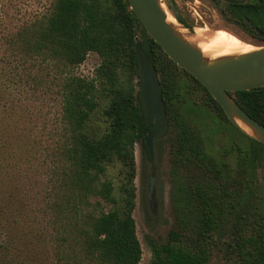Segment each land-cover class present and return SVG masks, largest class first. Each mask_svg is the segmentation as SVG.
I'll list each match as a JSON object with an SVG mask.
<instances>
[{
	"label": "trees",
	"instance_id": "16d2710c",
	"mask_svg": "<svg viewBox=\"0 0 264 264\" xmlns=\"http://www.w3.org/2000/svg\"><path fill=\"white\" fill-rule=\"evenodd\" d=\"M239 1L214 0L224 17L254 33L264 45V0ZM17 36L27 54L63 67L59 87L64 134L56 152L59 167L49 205L58 228L48 242L50 254L39 249V238L30 245L22 230L19 236L12 231L9 214L17 209L11 205V193L5 192L7 200L0 205V264L141 262L133 216L135 148L140 144L149 159V130L140 101L136 44L159 75L172 129L176 222L166 243L151 242V264H210L220 244L228 264H264V204L252 186L253 173L264 162V146L246 136L249 147L233 146L221 153L224 158L235 150L234 174L225 159L207 152L201 131L182 116L188 82L201 91V106L228 118L206 88L147 34L128 0H52L49 11ZM90 54L100 61L93 77L74 75L72 70ZM230 95L264 125V87ZM117 166L119 185L109 177ZM23 209L20 202L19 210ZM230 224L231 237L222 240Z\"/></svg>",
	"mask_w": 264,
	"mask_h": 264
},
{
	"label": "rangeland",
	"instance_id": "374dc122",
	"mask_svg": "<svg viewBox=\"0 0 264 264\" xmlns=\"http://www.w3.org/2000/svg\"><path fill=\"white\" fill-rule=\"evenodd\" d=\"M161 2L171 15L184 21L185 24L178 23L188 27L191 34L198 28L227 29L244 43L264 46L254 33L224 17L214 0ZM51 4L52 0H0V205L7 200L4 193H11V205L17 209L13 215L9 214L12 231L19 236L22 230L30 245L39 238L42 243L38 247L47 254L51 252L48 242L58 228L49 205L53 203L52 186L59 167L56 152L64 134L59 87L63 67L60 69L41 57L27 54L17 35L30 22L47 13ZM99 63L98 56L90 54L72 73L92 78ZM188 84V104L182 116L201 131L207 152L220 159L221 153L233 146L249 147L248 136L239 131L241 135L237 127L217 112L201 106L204 103L201 91L192 83ZM171 134L170 128L166 137L155 142L154 164L140 144L135 148L137 198L133 216L143 250L139 264H151V242L166 243L175 228ZM222 159L228 162L234 174L235 150ZM254 173L252 186L257 188L256 196L264 204V162ZM109 177L119 185V166L110 169ZM20 202L24 204L22 211ZM255 202L250 200L252 206ZM231 224L220 235L222 240L231 237ZM229 260L220 244L210 264H228Z\"/></svg>",
	"mask_w": 264,
	"mask_h": 264
},
{
	"label": "water",
	"instance_id": "95a60500",
	"mask_svg": "<svg viewBox=\"0 0 264 264\" xmlns=\"http://www.w3.org/2000/svg\"><path fill=\"white\" fill-rule=\"evenodd\" d=\"M223 1L234 4L242 2ZM128 2L137 20L165 54L180 69L186 71L206 88L235 127L264 146V125L248 115L230 95V93L264 87V46L254 47L255 50L245 54L210 61L204 57L200 49L168 22L170 13L164 8L161 0H128ZM178 25L188 34L193 35L188 27L179 23ZM135 52L138 62L140 101L145 127L149 130L145 147L150 162L154 164L155 142L166 137L170 124L156 68L140 44H136Z\"/></svg>",
	"mask_w": 264,
	"mask_h": 264
},
{
	"label": "bare ground",
	"instance_id": "6f19581e",
	"mask_svg": "<svg viewBox=\"0 0 264 264\" xmlns=\"http://www.w3.org/2000/svg\"><path fill=\"white\" fill-rule=\"evenodd\" d=\"M168 22L173 24L189 42L200 49L204 57L210 61L255 50L253 46L242 42L227 29L213 31L208 28H198L193 35H190L185 29L180 28L173 15L168 14Z\"/></svg>",
	"mask_w": 264,
	"mask_h": 264
}]
</instances>
